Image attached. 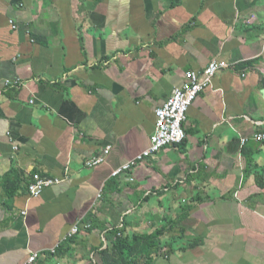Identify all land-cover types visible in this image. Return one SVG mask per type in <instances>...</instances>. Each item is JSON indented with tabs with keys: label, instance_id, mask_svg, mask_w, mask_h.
I'll return each instance as SVG.
<instances>
[{
	"label": "crops",
	"instance_id": "obj_1",
	"mask_svg": "<svg viewBox=\"0 0 264 264\" xmlns=\"http://www.w3.org/2000/svg\"><path fill=\"white\" fill-rule=\"evenodd\" d=\"M263 45L264 0H0V264H104L115 231L163 232L155 264H264ZM214 60L184 143L114 177Z\"/></svg>",
	"mask_w": 264,
	"mask_h": 264
},
{
	"label": "built area",
	"instance_id": "obj_2",
	"mask_svg": "<svg viewBox=\"0 0 264 264\" xmlns=\"http://www.w3.org/2000/svg\"><path fill=\"white\" fill-rule=\"evenodd\" d=\"M254 19V17H251L247 24L251 25ZM262 51L264 54V45L262 46ZM230 68L231 65L228 63L214 60L202 72L188 74L185 83L180 88L175 89L164 105L155 111V133L150 140L149 149H146L145 152L137 156L133 161L115 171L113 176L118 177L125 172L132 171L146 158L156 155L162 149L182 145L186 140L183 125L186 122V116L191 105L200 94L211 86L212 80L218 73ZM7 85H12V83L8 82ZM15 86L19 85L15 84ZM31 104H34V102ZM254 140L256 142H263L264 135H257ZM243 143H246V140ZM109 150L110 148L105 149V153H108ZM103 161L104 157H99L87 162V166L94 168L102 164ZM59 183V180L35 175L33 182L29 185V193L37 197L45 189ZM87 229H90V227H87ZM78 234L79 228H72L68 239H73ZM52 253L56 254L57 248ZM39 258V253H33L22 264H36Z\"/></svg>",
	"mask_w": 264,
	"mask_h": 264
},
{
	"label": "trees",
	"instance_id": "obj_3",
	"mask_svg": "<svg viewBox=\"0 0 264 264\" xmlns=\"http://www.w3.org/2000/svg\"><path fill=\"white\" fill-rule=\"evenodd\" d=\"M163 232L154 234L121 237L118 231L113 234V248L102 253L104 264H155L159 258L169 257L170 252H163Z\"/></svg>",
	"mask_w": 264,
	"mask_h": 264
}]
</instances>
